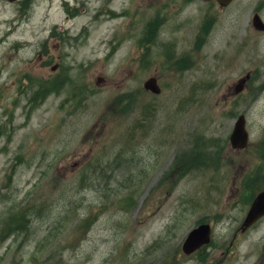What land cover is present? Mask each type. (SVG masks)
Returning a JSON list of instances; mask_svg holds the SVG:
<instances>
[{"label": "rangeland", "instance_id": "1", "mask_svg": "<svg viewBox=\"0 0 264 264\" xmlns=\"http://www.w3.org/2000/svg\"><path fill=\"white\" fill-rule=\"evenodd\" d=\"M255 14L264 0H0V264H262L264 223L231 248L264 191Z\"/></svg>", "mask_w": 264, "mask_h": 264}, {"label": "water", "instance_id": "2", "mask_svg": "<svg viewBox=\"0 0 264 264\" xmlns=\"http://www.w3.org/2000/svg\"><path fill=\"white\" fill-rule=\"evenodd\" d=\"M212 1V0H205ZM222 7H227L233 0H216ZM254 24L257 29L264 30V25L259 18H255ZM147 90L152 91L155 94H160L161 89L156 79H151L145 84ZM231 143L236 149H243L248 145V133L246 132V121L244 117H241L236 123L235 130L231 137ZM264 215V193H262L255 201L252 209L247 217L244 225L245 229L251 227L261 216ZM210 227L201 226L194 230L188 237L186 244L184 245V252L191 254L200 247L210 242Z\"/></svg>", "mask_w": 264, "mask_h": 264}, {"label": "flooded vegetation", "instance_id": "3", "mask_svg": "<svg viewBox=\"0 0 264 264\" xmlns=\"http://www.w3.org/2000/svg\"><path fill=\"white\" fill-rule=\"evenodd\" d=\"M238 233H236L235 235H234V237H233V242H232V247H234L235 245H237L238 244V242L242 239V237L241 238H238ZM263 263H264V242H263Z\"/></svg>", "mask_w": 264, "mask_h": 264}]
</instances>
